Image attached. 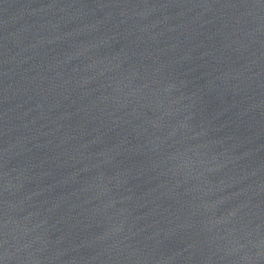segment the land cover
Instances as JSON below:
<instances>
[{
  "label": "water",
  "instance_id": "1",
  "mask_svg": "<svg viewBox=\"0 0 264 264\" xmlns=\"http://www.w3.org/2000/svg\"><path fill=\"white\" fill-rule=\"evenodd\" d=\"M0 264H264V0H0Z\"/></svg>",
  "mask_w": 264,
  "mask_h": 264
}]
</instances>
